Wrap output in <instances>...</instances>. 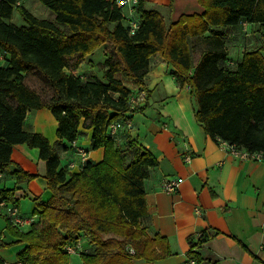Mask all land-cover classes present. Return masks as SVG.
<instances>
[{
  "label": "trees",
  "instance_id": "obj_1",
  "mask_svg": "<svg viewBox=\"0 0 264 264\" xmlns=\"http://www.w3.org/2000/svg\"><path fill=\"white\" fill-rule=\"evenodd\" d=\"M18 1L0 0V179L12 165L16 184L37 177L11 160L14 147L25 144L37 149L45 164L50 197L35 199L38 220L28 231L7 222L11 241L1 246L25 244L17 254L21 264H71L64 247L83 238L81 264H133L169 257L167 240L159 235L148 238L140 228L147 219L144 180L157 161L130 136L120 148L121 131L130 132L125 128L115 138L108 134L112 123L141 110L131 109L132 92L117 75L143 90L149 59L158 54L172 68L177 85L191 89L195 121L207 135L238 149L264 153L261 48L244 52L233 69L223 65L226 55L221 49L207 51L192 70L189 45L191 38L214 28L241 27L242 22L259 25L264 33V0H197L203 13L182 16L174 24L140 0L136 8L140 26L134 34L123 24L121 10L107 0H38L54 15L53 21L36 18L17 6ZM14 10L23 20L21 26L11 23ZM105 43L112 45L118 59L106 61L102 79L83 81L68 74V58L87 56ZM33 70L54 91L46 103L24 84V75ZM40 109L52 114L57 139L69 145L76 141L83 120L92 132L90 150L102 149V160L86 161L77 173L61 166L56 149L43 135L23 129L27 112ZM13 191L0 190V199L15 205ZM207 238L202 232L191 250ZM187 257L198 262L193 251ZM0 264H5L1 258Z\"/></svg>",
  "mask_w": 264,
  "mask_h": 264
},
{
  "label": "crops",
  "instance_id": "obj_2",
  "mask_svg": "<svg viewBox=\"0 0 264 264\" xmlns=\"http://www.w3.org/2000/svg\"><path fill=\"white\" fill-rule=\"evenodd\" d=\"M19 1L36 5L35 0ZM145 2L148 7L156 8L170 24L182 16L201 15L204 11L197 0ZM53 19L52 14L49 21ZM255 26L259 25L245 29L239 26L214 28L202 37L191 38L192 70L204 53L219 49L226 55L223 65L235 68L243 53L248 52L244 48L250 40L249 36L244 38L240 34L241 30L250 34ZM171 70L158 54L151 56L143 80L147 98L138 105L141 110L131 115L132 130L121 131L117 142L123 149L126 137L130 136L157 161L144 180L147 219L140 228L148 238L156 235L165 238L171 252L163 260H134L133 264H190L189 251L198 257L195 264H264V161H240L220 148L195 121L196 105L191 89L179 87ZM117 78L132 93L139 90L120 75ZM34 111L27 112L24 131L43 135L56 149L61 166L78 165L79 157L72 145L57 139L55 119L47 115L46 123H39V113ZM91 134V129L82 120L75 145L89 150L87 161L98 163L102 160L103 150H90ZM186 153L191 155L189 163L184 161ZM11 160L28 174L37 175L29 182L16 184L11 175L12 165L0 179V190L14 189L15 206L22 216L30 217L39 211L35 199L47 201L50 197L44 179L45 164L39 159L38 150L25 144L14 147ZM71 171L77 173L78 169L75 167ZM164 178L180 180L178 193L160 191ZM13 203H8V206ZM197 209L202 212L201 216H197ZM5 215L6 210L1 209L0 258L5 264H14L25 244L1 246L2 242L11 241L6 233ZM29 229L26 228L25 232ZM202 232L208 238L191 250V244H197ZM83 239L82 244L85 242Z\"/></svg>",
  "mask_w": 264,
  "mask_h": 264
},
{
  "label": "built area",
  "instance_id": "obj_3",
  "mask_svg": "<svg viewBox=\"0 0 264 264\" xmlns=\"http://www.w3.org/2000/svg\"><path fill=\"white\" fill-rule=\"evenodd\" d=\"M107 1H109L113 6L121 10L123 24L126 26L130 34H134L139 29L140 26V20L138 19V15L136 13V8L140 0H107ZM247 26L250 25L246 22L241 23L242 28L245 29ZM146 97H147V93L144 90H137L136 92L131 93L129 97V103L131 109L143 103L146 100ZM122 128L131 131L133 128L131 120L127 118L126 120L112 123L108 130L109 136L115 138L119 130ZM216 143L220 148H222L231 156L235 157L240 161H247V160L264 161V153L262 152L251 153L243 149H238L235 146L229 145L228 143L222 141L219 138H217ZM71 145L74 150V153L78 155L79 161H78V165H75V163H71L68 165L67 168L71 170L77 167L78 171H80L84 163L88 159L89 151L76 146L75 142H73ZM184 161L186 163H189L191 161V155L189 153H186L184 155ZM179 187H180L179 179L164 178L162 179L160 184V191L166 194H176L179 191ZM1 209L6 210L5 216L7 222L12 227H14L19 231H25L26 228H30L32 226L34 221L38 220V215L36 213L31 215L30 217H24L20 214L18 207H16L15 205L8 206L7 202L3 199H0V210ZM195 212L197 216L202 215V212L199 209H197ZM83 250H84V246L80 240H78L74 245H66L64 247V251L71 257H79L80 254L83 252ZM129 252L133 253V250L130 249ZM195 263L196 262L194 260L190 259V264H195ZM14 264H21V263L16 262Z\"/></svg>",
  "mask_w": 264,
  "mask_h": 264
},
{
  "label": "rangeland",
  "instance_id": "obj_4",
  "mask_svg": "<svg viewBox=\"0 0 264 264\" xmlns=\"http://www.w3.org/2000/svg\"><path fill=\"white\" fill-rule=\"evenodd\" d=\"M35 3H36L35 6L31 5V3L27 1L25 3L18 1L16 4L17 6L26 9L28 12H30L33 16H35L38 19L51 20L52 13L45 6H43L38 0L37 1L35 0ZM42 9L45 10L46 12H43ZM49 13H51V15ZM11 23L16 26H21L23 24V20L17 10H14ZM109 28L111 29L112 25H110ZM252 28L253 29L249 31L250 34L245 32L244 30H241L240 34L243 35V37L245 36L244 38H246V36L250 37L249 43L247 44V46H245L244 49H246L247 51H255L256 49L261 48L262 53H264V33H262V28L259 26H255V28L254 27ZM85 57H87V59L84 62ZM117 59H118L117 55L114 52L112 45L109 43H105L99 48H96L91 54L87 56L84 57L74 56L72 58H68L66 60V65H67V69L70 70L68 71V74L74 75L75 77H79L83 81H93L95 79L103 78V71L106 69V65H105L106 61H115ZM82 62H84V65L83 64L81 65ZM24 84L28 88L37 92V94L40 96L41 100L44 103L48 102L54 96V91L47 84L45 78L35 70L30 71L24 75ZM113 96L116 97L115 94H113ZM7 101L10 104H14V101L12 99H8V100L6 99V102ZM35 111L39 113L38 114L39 123L42 124L46 123L47 115H51L50 117H53L52 114L47 109H40ZM81 121L79 127H81ZM38 227L40 228V225ZM71 264H81L80 258L72 257Z\"/></svg>",
  "mask_w": 264,
  "mask_h": 264
}]
</instances>
